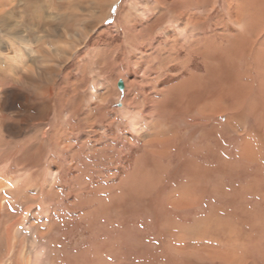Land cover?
Returning a JSON list of instances; mask_svg holds the SVG:
<instances>
[{
    "label": "rangeland",
    "instance_id": "obj_1",
    "mask_svg": "<svg viewBox=\"0 0 264 264\" xmlns=\"http://www.w3.org/2000/svg\"><path fill=\"white\" fill-rule=\"evenodd\" d=\"M9 1L0 12V180L26 185L4 193L17 202L6 222L14 264L32 259L34 238L55 264H264V65L230 49L227 0L189 3L203 20L192 37L164 32L176 0H36V22L23 19L29 2ZM250 48L257 54L258 43ZM129 82L140 132L121 111ZM199 92L231 122L202 117ZM185 196L189 204L172 203ZM210 246L237 259L209 256Z\"/></svg>",
    "mask_w": 264,
    "mask_h": 264
},
{
    "label": "bare ground",
    "instance_id": "obj_2",
    "mask_svg": "<svg viewBox=\"0 0 264 264\" xmlns=\"http://www.w3.org/2000/svg\"><path fill=\"white\" fill-rule=\"evenodd\" d=\"M7 1L8 0H0V12L1 11L3 12V8L5 7V4L8 3ZM28 2L30 3L31 7L33 6L34 10L32 8H30L31 10H33L31 12V16L30 17L27 16L26 19L24 17L23 19L26 20L27 22L28 21L36 22L35 21V16H36L35 13H36V11L42 9V4L38 3V6H37V2L38 1H36V0H22V3L25 4V5H27ZM226 2H227L226 11H227V13L229 15L230 23L232 22V24H233V25H231L229 23V25H231V29H233L235 31L233 33V35H235V40L234 41L230 40L229 43H228V45L231 46L230 49H233L235 47L238 48L240 51L243 49L241 56H244L246 58L248 57L250 60H254V62H256L255 65H257V64H259V66L261 64L264 65V32H263L264 31V0H248L247 4H235L232 0H227ZM174 3H176V5H174L172 7H167V8H169L168 10H170V11H168V10L167 11L170 12L171 15H172L170 21L172 20V24L174 26L172 25V26H169V27H165L164 28V32L166 33L167 36H169V34L172 32V30H175L176 32H178V36L182 37V36L188 34L189 37H192L193 33L195 34L197 32V30H199V28H200L199 24H200V21L202 20V17L199 16L195 12L194 7H192V6L189 7V3L193 4L194 1H192V0H176V2H174ZM186 3H188L187 6H186V8L188 7L187 8L188 10L187 11L186 10L183 11L182 10L183 8L181 9V7L183 6L182 4H186ZM9 4L12 5V0H11V2L9 1ZM197 4H200V2H197ZM7 8L8 7H6V9ZM191 8H193V9H191ZM10 11H7V12H10ZM24 12H25V15H26V13H27V7L26 6H23V13ZM157 13H159L160 19H161V22H162L165 19L166 15H164V14L166 12H163V10L162 11L159 10V11H157ZM262 13H263V15H262ZM182 18H184V20H182ZM159 22L156 21V24H152V25L148 24L147 25L148 30L151 28V26L158 25ZM235 25H237L238 28L234 27ZM239 28H242V29H239ZM51 31H52V33H54L55 29L52 28ZM173 37H175V36H173ZM259 39H262V40H259ZM194 41H195L194 43L196 44L197 38L194 39ZM134 42H133V44H134V47H135L136 42L135 43ZM257 43H258V49L259 50H258L257 54H255V51L253 52V49L251 50L250 47L254 46ZM197 47H195L194 49L192 48V50H194V54L198 55L201 52L200 53L198 52ZM260 50H262V52H260ZM146 54H147V48H146L144 54L141 55V58L144 59ZM226 55H228V54H226ZM224 56H225L224 54H221L219 56L216 55L215 58H212V54L211 53H207L205 55L206 59H209V60L213 59V61L214 60H218L219 62H223ZM256 59H258V60H256ZM136 62H138V61H136ZM213 63L210 66H213ZM250 65H252V64H250ZM216 69H218V68H216ZM213 74H216L215 68L210 70V74L209 75L212 76ZM209 83L210 84H207V89H206L207 92H204V93H209V92L213 91V89H214L213 86L214 85L212 84V81L209 82ZM135 85H136V83L129 82V90L127 91L128 93L125 96V105L123 106V109L121 111L124 112V114L127 115L128 117L130 116V122H131V127H132L133 131L140 132V131H143V129H144V118L142 117V115L139 114L140 110L137 109L138 100L136 98L138 96L133 97L134 100L136 101V104H137L136 107L133 108V111H131L129 109L130 108L129 107V101H130L131 95H132L131 94L132 93L131 90H133ZM140 87H141L140 90H139L140 92H138V93L143 94L142 86L140 85ZM114 93L115 92H114V89H113L112 94H114ZM104 95H108L109 96V91L106 90L104 92ZM202 96H203V94L201 92H199V94L196 97L197 98L198 107H199V112H200V114H202L201 115L202 117L206 118V117H209L210 115H212L213 117H216L217 115L222 114V115L225 116L224 120L226 122H229L228 119L230 118V116H229L228 108H226L223 105H219V106L217 105L216 106V104H214L212 98L211 99H205V100L201 101L200 99L202 98ZM222 98H223V94L220 95V99H222ZM231 114H233V113H231ZM231 120H233V119H231ZM164 131H166V130L160 128V132H164ZM143 133L144 134L142 136L144 137V139L149 138V136H151L153 134L149 130H144ZM250 144H252V143L251 142L247 143L248 151H249L248 154H249V156L251 158L254 157V156L256 157V155L254 154L255 150H253L254 146H251ZM257 161H255V162H257ZM257 163L259 164V162H257ZM56 176H57L56 170H52L51 173H50V179L54 180ZM169 177H170V175H169ZM15 178L14 179H12V178L9 179V178H5L4 177L2 179L3 181L0 180V264H14V260L11 258V254H10V250H9L10 242L12 241V236H13L14 232L12 231L13 227L9 226L8 223L6 224V222H7V218H8L7 216L10 213V207L9 206L10 205L11 206H15V205H17V202H15L14 205H12V203H9L7 201V199L12 200V198L9 197L8 195L6 196V194L4 195V193L5 192H9V193L12 194V196H14V195L17 196L19 194L21 195L22 190H24L25 186H26L24 184L23 180H21L22 178L21 179H19V177L17 179H15ZM186 197L187 196L181 197L180 199L174 200L172 203L175 204L176 206H182V205L189 204L192 201V199H190L188 197L191 200L190 201ZM15 232H16V234L18 233L17 230ZM110 237H112V236H110ZM210 247L213 248L214 246H210ZM32 248L34 250V255H33L32 259L28 262V260L26 259V255L23 254V256H24V259L22 260L23 264H47L46 263L47 261H48V264H55L52 261V259L50 260L47 257L48 256L47 255V246L40 244V242L36 238H34V240H33V247ZM207 252H208L209 256H212V257L215 256V255H219L220 254L224 259H226L228 261H232V260H236L237 259L236 255L231 253L230 250L229 251H226V250L218 251V250H216L214 248L213 249L207 248ZM80 263H81V261H80ZM15 264H21L20 263V258H19V261L17 260Z\"/></svg>",
    "mask_w": 264,
    "mask_h": 264
},
{
    "label": "water",
    "instance_id": "obj_3",
    "mask_svg": "<svg viewBox=\"0 0 264 264\" xmlns=\"http://www.w3.org/2000/svg\"><path fill=\"white\" fill-rule=\"evenodd\" d=\"M118 86H119L120 89H123L124 88V81L120 80L119 83H118Z\"/></svg>",
    "mask_w": 264,
    "mask_h": 264
}]
</instances>
